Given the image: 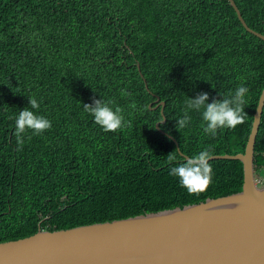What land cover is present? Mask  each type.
<instances>
[{"label":"trees","instance_id":"16d2710c","mask_svg":"<svg viewBox=\"0 0 264 264\" xmlns=\"http://www.w3.org/2000/svg\"><path fill=\"white\" fill-rule=\"evenodd\" d=\"M233 2L264 34V0ZM241 84L244 123L213 137L203 110H188V126L176 129L188 97L207 93L211 103ZM263 85L264 41L227 0H0V241L239 191L241 162L220 158L209 161L206 190L189 193L169 175L184 160L167 135L188 157L242 152ZM154 95L164 102L159 129V107H148ZM32 96L52 126L26 132L17 151L14 117ZM93 98L115 101L124 127L96 125L83 107ZM252 168L264 185V102Z\"/></svg>","mask_w":264,"mask_h":264},{"label":"water","instance_id":"95a60500","mask_svg":"<svg viewBox=\"0 0 264 264\" xmlns=\"http://www.w3.org/2000/svg\"><path fill=\"white\" fill-rule=\"evenodd\" d=\"M227 1L245 30L264 41V34L245 24L233 0ZM143 84L147 89L144 79ZM152 102L150 109L159 107L161 119L155 123L159 129L165 120L164 102L156 95ZM263 102L264 85L243 151L211 155L241 162L239 191L110 221L38 228L30 235L0 241V264H264V185H257L252 168ZM167 136L186 160L177 142Z\"/></svg>","mask_w":264,"mask_h":264},{"label":"clouds","instance_id":"9594fccd","mask_svg":"<svg viewBox=\"0 0 264 264\" xmlns=\"http://www.w3.org/2000/svg\"><path fill=\"white\" fill-rule=\"evenodd\" d=\"M249 89L244 85H239L233 93L224 96L218 93L222 99H212L209 103L207 93H198L194 98H189L185 102V111L182 118L176 119V129H183L188 126L191 117L188 110L202 111V120L204 122L203 132L205 134L216 136L218 129L234 128L244 123V104L245 97ZM122 95H127L123 92ZM28 98V105L19 110L15 115V131L13 135L16 138L17 151H20L25 142V133L29 130L33 135H41L52 126L51 121L38 113L40 104L32 96ZM113 100H104L103 98H93L91 104H84L86 112L92 115L94 123L100 126L105 132H116L124 127L125 120L123 109L119 106L115 108L112 105ZM31 138L30 136L28 137ZM171 163L176 157L171 153L167 155ZM211 150L205 148L197 154L187 157L183 162L170 167L169 175L176 177L182 187L189 193H198L206 190L212 180V166L210 164Z\"/></svg>","mask_w":264,"mask_h":264},{"label":"rangeland","instance_id":"374dc122","mask_svg":"<svg viewBox=\"0 0 264 264\" xmlns=\"http://www.w3.org/2000/svg\"><path fill=\"white\" fill-rule=\"evenodd\" d=\"M256 183H257V180H256Z\"/></svg>","mask_w":264,"mask_h":264}]
</instances>
